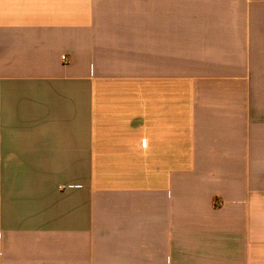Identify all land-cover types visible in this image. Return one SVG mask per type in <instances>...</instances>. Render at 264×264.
I'll return each mask as SVG.
<instances>
[{"label": "crops", "instance_id": "1", "mask_svg": "<svg viewBox=\"0 0 264 264\" xmlns=\"http://www.w3.org/2000/svg\"><path fill=\"white\" fill-rule=\"evenodd\" d=\"M0 264H264V0H0Z\"/></svg>", "mask_w": 264, "mask_h": 264}]
</instances>
